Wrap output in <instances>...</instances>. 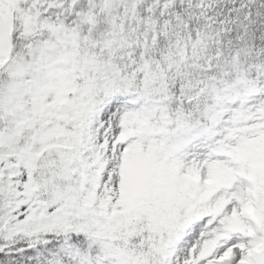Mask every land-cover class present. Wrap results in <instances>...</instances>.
Returning a JSON list of instances; mask_svg holds the SVG:
<instances>
[{"label":"snow or ice","instance_id":"1","mask_svg":"<svg viewBox=\"0 0 264 264\" xmlns=\"http://www.w3.org/2000/svg\"><path fill=\"white\" fill-rule=\"evenodd\" d=\"M0 264H264V0H0Z\"/></svg>","mask_w":264,"mask_h":264}]
</instances>
